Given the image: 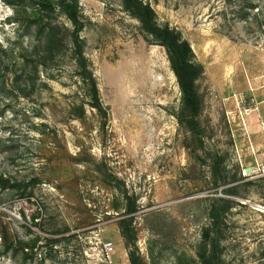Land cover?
I'll return each mask as SVG.
<instances>
[{
	"label": "rangeland",
	"instance_id": "374dc122",
	"mask_svg": "<svg viewBox=\"0 0 264 264\" xmlns=\"http://www.w3.org/2000/svg\"><path fill=\"white\" fill-rule=\"evenodd\" d=\"M146 1L201 67L195 118L123 0H78L101 100L82 116L71 23L0 0V264H200L217 198L220 264H264V0ZM34 13L67 44L54 56Z\"/></svg>",
	"mask_w": 264,
	"mask_h": 264
},
{
	"label": "trees",
	"instance_id": "16d2710c",
	"mask_svg": "<svg viewBox=\"0 0 264 264\" xmlns=\"http://www.w3.org/2000/svg\"><path fill=\"white\" fill-rule=\"evenodd\" d=\"M38 6V13H46L50 17H54L55 13L63 14L71 23L72 28H66L65 35L70 37V44L74 52L75 61L83 74H88L91 79V87L89 88L90 100L84 102L81 106L74 105L72 110H80L84 112V105L88 104L93 108L101 106L99 90L97 83L88 70L87 59L84 55L85 43L81 38V32L84 29V22L81 17L80 6L78 0H31ZM124 7L135 18H137L143 29L154 37L163 47L166 48L172 70L174 71L181 91L184 108L186 112L193 118L199 115L201 101L199 98L197 79L201 73L200 65L194 62V52L190 43L183 39L181 33L169 25H160L157 21V13L153 6L146 0H123ZM38 13L34 16L42 23ZM41 25V24H40ZM42 27V28H41ZM41 33L46 34V53L54 56V53L62 47H67L65 41L58 39L56 27L49 24L40 26ZM84 115L83 113L81 116ZM79 116V115H78ZM79 116V117H81ZM0 185L6 187L11 185L10 180L0 177ZM227 194H231V189L226 190ZM231 209V200L225 198L214 199L209 211L210 226L206 227L203 233L204 247L200 252V264H220L218 250L220 244V227L224 223L227 212ZM137 211L135 206H129L127 214H133ZM58 241H56L57 243Z\"/></svg>",
	"mask_w": 264,
	"mask_h": 264
},
{
	"label": "built area",
	"instance_id": "2783aa9c",
	"mask_svg": "<svg viewBox=\"0 0 264 264\" xmlns=\"http://www.w3.org/2000/svg\"><path fill=\"white\" fill-rule=\"evenodd\" d=\"M109 245H111V244H108V245H107L108 248H109Z\"/></svg>",
	"mask_w": 264,
	"mask_h": 264
}]
</instances>
